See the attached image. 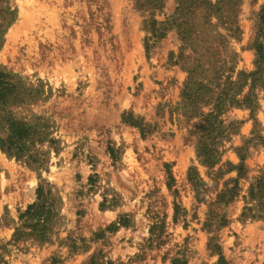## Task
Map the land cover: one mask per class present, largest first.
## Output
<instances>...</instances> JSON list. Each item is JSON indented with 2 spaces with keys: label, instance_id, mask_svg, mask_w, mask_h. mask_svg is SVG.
Wrapping results in <instances>:
<instances>
[{
  "label": "rangeland",
  "instance_id": "1",
  "mask_svg": "<svg viewBox=\"0 0 264 264\" xmlns=\"http://www.w3.org/2000/svg\"><path fill=\"white\" fill-rule=\"evenodd\" d=\"M231 3L238 35L217 47L212 69L220 79L210 73L204 82L214 90L241 88L236 97L242 99L253 83L247 77L244 84L240 73L256 69L255 43L264 46V0ZM175 6L165 0L154 17L167 19ZM149 16L132 0H0V71L16 85L7 109L34 125L38 134L28 153L44 159L35 168L27 155L0 149V264H88L92 257L99 264H221L220 257L227 264H264V217L240 219L252 205L244 199L250 183L264 172V144L257 139H264V75L253 90L252 115L244 104L222 115L241 123L223 139L215 169L224 173L213 177L197 160L188 132L196 119L187 123L178 109L187 71L169 56L182 41L172 28L146 51ZM125 113L155 130L143 136L123 122ZM246 141L245 168L236 179L226 162L239 164L237 148ZM191 166L205 192L197 194L188 181ZM167 169L177 196L167 187ZM234 180L233 201L212 206ZM41 182L51 190L55 213L48 239L14 242L24 222L20 213L36 200ZM211 208L228 218L215 232L219 250L209 246L205 228Z\"/></svg>",
  "mask_w": 264,
  "mask_h": 264
},
{
  "label": "trees",
  "instance_id": "2",
  "mask_svg": "<svg viewBox=\"0 0 264 264\" xmlns=\"http://www.w3.org/2000/svg\"><path fill=\"white\" fill-rule=\"evenodd\" d=\"M134 7L139 11H149V18L144 20V29L147 32L145 37V49L149 51L155 44L160 41L166 33L175 28L179 39L182 41L177 54L170 53L169 61L173 64H179L187 71V77L182 84L180 91L181 104L178 107L187 123H191L192 128L188 130L194 138L196 148V158L200 164L208 169V173H213V177H219L224 172L215 167L221 163L222 150L220 146L223 139H228L231 135L236 134L239 129L240 121L226 120L222 118L223 113L232 106L244 104L250 110L251 115L257 107V97L254 93L255 84L261 81L264 75V46L260 41L255 43L256 69L249 73H240L242 81L246 83L247 77L252 79V87L242 99L236 96L240 94L241 88H227L228 91L209 87L204 82L206 74L217 75L219 69H212L213 63L218 61L217 47L223 43L226 37L238 35V29L235 22L234 4H229V0H176V6L171 16L164 20H157L154 17L156 10L164 7L165 0H132ZM216 16L217 22L212 23L211 18ZM201 21L208 27H213V35H208L203 30ZM221 26L225 32L217 30ZM224 40V41H223ZM200 47L196 48V43ZM192 44V53H187L186 49ZM201 62L202 69H199L197 61ZM204 74V75H202ZM215 78L220 79L219 75ZM231 86L234 85L231 81ZM243 84V85H244ZM217 87V86H215ZM264 88V85H263ZM16 85L11 81L8 73L0 71V149L16 158L27 155L31 164L35 168L44 165V159L37 156V153H28V150L34 146L35 138L38 131L32 124L24 122L22 119L15 117L7 109L9 99L15 93ZM229 90H232L230 93ZM206 108V110H205ZM123 122L139 128L141 134L146 136L155 129L152 125L147 124L142 118H135L131 113L122 115ZM264 144V139L257 136ZM248 142L237 148V154L240 162L233 166L226 162L228 170L234 168L237 170V178L242 177L245 168L244 160ZM169 182L167 187L177 196V190L172 189L173 177L167 169ZM188 181L194 187L196 193H202L207 190L205 182L200 177L196 167H189L187 174ZM231 187L225 188L216 196L213 205H227L238 195L237 180ZM47 185V184H46ZM43 182L39 183L36 189V200L20 213V218L24 219L20 227H16L12 235V240L18 242L22 239L32 237L39 241L48 239L51 232L52 219L55 216L53 212V203L51 199V190ZM245 202L252 203L251 206L245 205L242 208L240 219L264 217V172L261 173L248 187L247 195L244 196ZM175 212L178 206L174 203ZM208 219L205 222V228L211 233L209 246L213 250H219L215 232L217 228L227 224L228 218L224 212H216L210 209ZM30 229L29 231L25 230ZM177 264H185L183 261H175ZM221 264H227L220 257ZM88 264H99L93 257Z\"/></svg>",
  "mask_w": 264,
  "mask_h": 264
}]
</instances>
